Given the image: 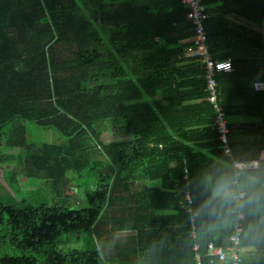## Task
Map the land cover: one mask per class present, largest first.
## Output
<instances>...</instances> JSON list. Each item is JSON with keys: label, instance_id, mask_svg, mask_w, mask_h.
Masks as SVG:
<instances>
[{"label": "trees", "instance_id": "16d2710c", "mask_svg": "<svg viewBox=\"0 0 264 264\" xmlns=\"http://www.w3.org/2000/svg\"><path fill=\"white\" fill-rule=\"evenodd\" d=\"M201 1L210 56L232 65L215 77L231 158L204 66L186 54L181 0H0V139L15 120L64 139L32 145L19 124L3 145L24 150L25 175L58 196L76 188L69 173L94 169L96 179L79 209L0 202V241L29 252L0 264H197L194 245L208 264V243L229 244L232 224L208 230L197 214L192 236L184 197L197 213L233 161L258 160L245 172L264 184V90L253 87L264 81V0ZM242 225L241 264H264V207L246 209ZM85 237L88 247L58 249Z\"/></svg>", "mask_w": 264, "mask_h": 264}, {"label": "rangeland", "instance_id": "374dc122", "mask_svg": "<svg viewBox=\"0 0 264 264\" xmlns=\"http://www.w3.org/2000/svg\"><path fill=\"white\" fill-rule=\"evenodd\" d=\"M22 125L26 134V140L32 145H41V144H57L62 142L64 139L57 132L50 129H40L34 126L31 123L23 121H13L9 123L8 130H12L17 125ZM5 131V133L7 134ZM1 133V131H0ZM3 134L0 142V159H5L6 154H14L17 157H11L6 159L3 163L0 164V202L5 205L18 204L20 201L25 200L26 202L36 206L40 203H49L56 204L60 206H66L72 209H79L85 206V200L83 196L84 190L87 188L93 189L96 187V179L94 177L95 170L86 168L80 174L69 173L72 183L76 188L70 189L68 193L63 195H56L53 190H51L46 182L43 179L35 176H26V170L24 165H22V153L24 150L19 149H9L3 144L5 142V135ZM12 139V138H11ZM103 141H110L112 136L109 133H106L102 136ZM21 153V155H19ZM19 156V157H18ZM71 237V236H69ZM66 238V237H64ZM83 243L79 245H74L73 243L60 244L58 249L62 252H65L68 248L72 247H88L90 245L88 238H81ZM103 244H106L107 248L112 247V240H106ZM29 252L22 251L16 248H13L8 244V242L0 241V256L10 255V256H21L28 255ZM38 264H41L38 261Z\"/></svg>", "mask_w": 264, "mask_h": 264}, {"label": "built area", "instance_id": "2783aa9c", "mask_svg": "<svg viewBox=\"0 0 264 264\" xmlns=\"http://www.w3.org/2000/svg\"><path fill=\"white\" fill-rule=\"evenodd\" d=\"M182 5L187 10V18L191 22L193 35L191 44L187 49V56L195 58L200 61L204 66V80L206 89V102H208L215 114L214 123L218 134L219 148L225 157L231 158V148L228 141V127L227 118L220 105L217 89H216V74L219 72H230L232 65L229 59L226 60H213L209 53L207 34L205 30V21L208 18V6L203 4L201 0H181ZM255 90H264V81H257L253 84ZM258 163L256 161H233L231 168L234 174L240 169L244 171L256 169ZM184 173L187 170L184 169ZM186 201V211L190 214V223L193 231V221L196 213L192 211V200L188 194L184 197ZM244 215L238 221L232 224L233 233L229 238V244L225 247L215 246L212 243L207 244V257L209 258L208 264H241V235L243 232ZM195 251V259L197 264H200V257L197 253L198 246H193Z\"/></svg>", "mask_w": 264, "mask_h": 264}, {"label": "clouds", "instance_id": "9594fccd", "mask_svg": "<svg viewBox=\"0 0 264 264\" xmlns=\"http://www.w3.org/2000/svg\"><path fill=\"white\" fill-rule=\"evenodd\" d=\"M257 184L261 187L256 188ZM262 197L264 184L240 169L232 176L221 175L217 179L196 214L206 221L204 227L208 230L223 228L242 218L246 209L264 207Z\"/></svg>", "mask_w": 264, "mask_h": 264}, {"label": "crops", "instance_id": "0c3cea01", "mask_svg": "<svg viewBox=\"0 0 264 264\" xmlns=\"http://www.w3.org/2000/svg\"><path fill=\"white\" fill-rule=\"evenodd\" d=\"M201 119H202V118H199V120H201ZM204 143H205V142H197V143L195 144V142H194V143H191V145L202 146ZM57 144H58V143H57ZM259 160H264V151L261 152L260 157H259ZM248 161H256V162L258 163V165H259V161H258V160H248ZM48 187H49V186H48ZM70 188L73 189L72 186H71Z\"/></svg>", "mask_w": 264, "mask_h": 264}]
</instances>
